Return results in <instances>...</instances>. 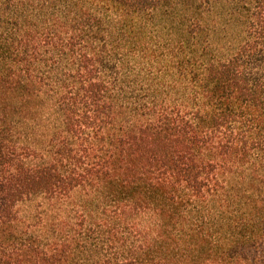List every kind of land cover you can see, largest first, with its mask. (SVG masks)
<instances>
[{
    "label": "trees",
    "instance_id": "16d2710c",
    "mask_svg": "<svg viewBox=\"0 0 264 264\" xmlns=\"http://www.w3.org/2000/svg\"><path fill=\"white\" fill-rule=\"evenodd\" d=\"M0 264H264V0H0Z\"/></svg>",
    "mask_w": 264,
    "mask_h": 264
},
{
    "label": "rangeland",
    "instance_id": "374dc122",
    "mask_svg": "<svg viewBox=\"0 0 264 264\" xmlns=\"http://www.w3.org/2000/svg\"><path fill=\"white\" fill-rule=\"evenodd\" d=\"M215 17H216L215 19H222V16H220L219 13H216ZM161 18H162V16L159 15L158 19H161ZM201 20H202V18H201ZM218 23H220L218 25V30H219V32L223 31V34L221 36H219V38H217L216 34L212 33V37H213V41L215 42V45L220 47L224 44L223 42H226V35L228 36L229 30L232 27H230V26H228L227 28L222 27V25H221L222 20H218ZM20 210L22 212V215H28V212H30L28 205H21Z\"/></svg>",
    "mask_w": 264,
    "mask_h": 264
}]
</instances>
